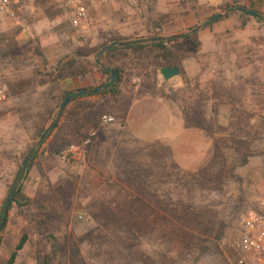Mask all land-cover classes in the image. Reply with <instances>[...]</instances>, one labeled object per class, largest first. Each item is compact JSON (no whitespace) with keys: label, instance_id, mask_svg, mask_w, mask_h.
Masks as SVG:
<instances>
[{"label":"rangeland","instance_id":"374dc122","mask_svg":"<svg viewBox=\"0 0 264 264\" xmlns=\"http://www.w3.org/2000/svg\"><path fill=\"white\" fill-rule=\"evenodd\" d=\"M172 36L186 37V84L182 74L154 76L148 49L121 94H102L111 82L94 66H110L103 47L77 56ZM71 58L88 73L57 79ZM0 68L14 88L0 109V214L19 184L30 199L8 213L0 264H237L239 223L264 198V0H108L86 22L64 0H27L15 17L0 9ZM153 90L198 104L207 129H184L180 110ZM130 97L143 99L125 125ZM50 110L45 128L58 126L41 139ZM105 114L116 121L101 124ZM72 144L80 155L71 159ZM30 149L35 165L24 176ZM216 149L213 174L199 175ZM93 235L107 236L102 249Z\"/></svg>","mask_w":264,"mask_h":264},{"label":"trees","instance_id":"16d2710c","mask_svg":"<svg viewBox=\"0 0 264 264\" xmlns=\"http://www.w3.org/2000/svg\"><path fill=\"white\" fill-rule=\"evenodd\" d=\"M211 25V24H210ZM180 39L186 40L185 36H172L167 39H151L148 42H142V41H126L123 39H118L114 42H122V44H118L113 46L111 49H108L105 51L104 55L101 56L102 59H106L110 66L103 67L100 65L99 60L94 62V66L99 67L102 72L112 77V70H115L117 75L115 81L108 85L103 91L102 94H110V95H118L121 94V84L127 79L128 77V70L131 68H135V64L140 62L139 65H136L139 67H144L142 65L143 59L142 54L146 50H150L151 52H156L155 59L152 61L151 66L153 67V75H156V68L161 69L163 67L168 66H176L180 69L181 74L183 75V79L185 84L188 83L189 79L187 78L186 74L183 71V68L181 66L182 58L185 55V52L182 49V45L180 43ZM113 43V42H112ZM104 48L105 45L98 47V48H92L89 51L80 50L77 52V56H90L94 53L98 54L101 48ZM88 73L87 67H84L83 65L79 64L77 62L76 58H71L65 62L59 63L57 66V79H67V78H75L78 76L86 75ZM55 77V79H56ZM10 88V95L13 94L14 88L9 85ZM101 93V92H100ZM74 92L69 91L65 92L64 95H73ZM153 96L158 99H163L170 103L171 105L176 106L180 112L182 113L183 119H184V127L186 129L190 128H199L202 130L207 129V121L203 115L202 110L200 109L198 104H191L188 102L187 99L182 98H176L172 97L169 94H165L161 91L153 90ZM63 99V98H62ZM132 97H130L127 101V108L123 114L122 119L125 120L128 114L129 107L132 105ZM61 103L59 104V106ZM61 110H64V107L61 108ZM53 114V110H50L47 112L43 117V125L41 127V131L45 132V124L48 123L49 120H51V116ZM58 124H55L54 127L56 128ZM50 135V131L47 133V136ZM62 150H59L58 153L61 154ZM28 159L29 162H25L24 167H26V171L24 173V176L30 171V169L35 165V153L33 149H30L28 151ZM220 156L219 149H216L214 160L207 165L205 169L200 170L198 173L199 175H207L208 173L213 174V169L216 168V165L220 159L218 158ZM27 160V159H26ZM22 174V171L20 172V175ZM18 183V182H17ZM17 183L14 184V187L17 185ZM22 185L19 184L16 189H13L10 191L9 197L5 201L3 205L2 212L0 214V224H1V231L5 228L8 222V213L12 210L14 206L22 207L25 205V203H29L30 199L26 198L25 195L22 193ZM93 243L97 246L98 249H102L106 245L107 242V236L105 235H93ZM26 236H24L17 246L18 250H21L26 243ZM73 247L76 248V243L73 240ZM16 257V253L13 254L12 259ZM41 257V256H40ZM39 259H42L39 258ZM40 261V260H39ZM45 264H51V262L47 261L44 262Z\"/></svg>","mask_w":264,"mask_h":264},{"label":"built area","instance_id":"2783aa9c","mask_svg":"<svg viewBox=\"0 0 264 264\" xmlns=\"http://www.w3.org/2000/svg\"><path fill=\"white\" fill-rule=\"evenodd\" d=\"M27 0H0V9L15 17V11ZM71 9L78 22H86L90 19L93 11L108 0H64ZM10 88L4 72L0 68V109L8 102ZM116 118L112 115H103L101 124H112ZM94 134L86 137L82 145L86 148ZM68 158L80 155V148L72 144L65 152ZM239 238L236 246L239 250L237 264H264V198L246 212L239 223ZM1 234V230H0Z\"/></svg>","mask_w":264,"mask_h":264},{"label":"water","instance_id":"95a60500","mask_svg":"<svg viewBox=\"0 0 264 264\" xmlns=\"http://www.w3.org/2000/svg\"><path fill=\"white\" fill-rule=\"evenodd\" d=\"M238 11L243 12V13L248 14V15H251V16H254V17H257V16L259 15L258 12L253 11V10H249V9H246V8H244V7H239V8H238ZM225 15H226V14H224V13H219V14L215 15L214 17H212L211 20H209L208 22H206L205 25H209L210 23L216 22L217 20L223 18ZM193 31L195 32L196 29L193 30ZM156 39H159V38H156ZM118 44H122V42H113V43H111L110 45L105 46V47L100 51L99 54H100V55L104 54V52H105L106 50L111 49L113 46L118 45ZM111 72H112V77H111V82H110V84H112V83L115 81V79H116V75H117V73H116L115 70H112V69H111ZM159 72H160V75H161V77L163 78V80L166 81V82H169V81H171V80H173V79L179 77L180 74H181V73H180V69H179L178 67H176V66L163 67V68H161V69L159 70ZM110 84H108V85H110ZM108 85H106L105 87H108ZM97 91H98V90H95V92H97ZM84 93H85V92H81V93L78 94V96H79V95H83ZM71 97H72V96H67V97H66V99H65L64 102L62 103L61 108L64 107V106L67 104V102L71 99ZM55 122H56V120L50 124L49 128L44 132V134L42 135V138H41V139H43V138L46 136V134L52 129V127L55 125ZM27 161H28V158H27L26 162H27ZM0 230H1V224H0Z\"/></svg>","mask_w":264,"mask_h":264},{"label":"crops","instance_id":"0c3cea01","mask_svg":"<svg viewBox=\"0 0 264 264\" xmlns=\"http://www.w3.org/2000/svg\"><path fill=\"white\" fill-rule=\"evenodd\" d=\"M140 99H143V98H140ZM140 99H138V100H140ZM138 100H136V101H138ZM136 101H135V102H136ZM135 102H133L132 105H133ZM132 105L130 106V108H129V110H128V114H127V117H126V119H125V125H126V123L128 122L129 113H130V109H131ZM0 111H1V110H0ZM183 127H184V121H183ZM184 129H186V128L184 127ZM186 130H189V129H186Z\"/></svg>","mask_w":264,"mask_h":264}]
</instances>
